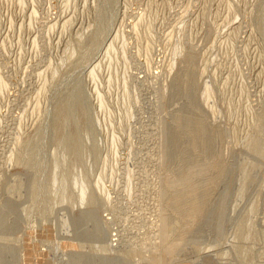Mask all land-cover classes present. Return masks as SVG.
I'll return each mask as SVG.
<instances>
[{"label":"rangeland","instance_id":"obj_1","mask_svg":"<svg viewBox=\"0 0 264 264\" xmlns=\"http://www.w3.org/2000/svg\"><path fill=\"white\" fill-rule=\"evenodd\" d=\"M0 264H264V0H0Z\"/></svg>","mask_w":264,"mask_h":264},{"label":"bare ground","instance_id":"obj_2","mask_svg":"<svg viewBox=\"0 0 264 264\" xmlns=\"http://www.w3.org/2000/svg\"><path fill=\"white\" fill-rule=\"evenodd\" d=\"M79 103V102H78ZM77 102H67L63 107L62 109L60 110V116L61 119H62V122H65V125L68 124V121L70 120V117H72V110L73 108L77 109L79 108V104ZM73 118V117H72ZM74 120V119H73ZM67 122V123H66ZM71 122V121H69ZM75 123V122H74ZM61 124V123H60ZM64 124V123H63ZM59 131V129H58ZM202 132V131H201ZM188 134V133H187ZM201 134V133H200ZM77 136V135H76ZM76 136H69L66 140L67 141H63L64 145L70 150V151H77L78 150V147L81 146L80 143H79V139L76 137ZM192 137V136H191ZM83 195V194H82ZM187 195V194H186ZM193 196V195H192ZM186 197V196H185ZM189 197V196H188ZM194 197V196H193ZM192 197V198H193ZM184 198V196H183ZM191 198V197H190ZM188 198V199H190ZM187 199V198H186ZM192 200V199H191ZM181 201V200H180ZM183 202V201H182ZM194 202V201H193ZM201 203V202H200ZM181 204V203H180ZM186 204V203H185ZM188 205V204H187ZM201 205V204H200ZM198 203H196V201L194 203H191V209H188V210H191L192 213L195 215L199 209H201L202 207L200 206ZM201 207V208H200ZM191 213V212H190ZM199 214V213H198ZM192 215V214H191Z\"/></svg>","mask_w":264,"mask_h":264}]
</instances>
